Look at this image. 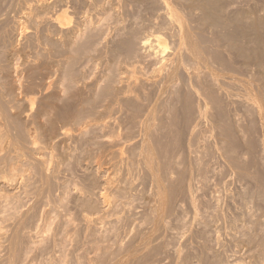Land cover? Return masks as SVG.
Listing matches in <instances>:
<instances>
[{"label":"rangeland","instance_id":"obj_1","mask_svg":"<svg viewBox=\"0 0 264 264\" xmlns=\"http://www.w3.org/2000/svg\"><path fill=\"white\" fill-rule=\"evenodd\" d=\"M60 1L0 0V21L11 17L0 22V188L24 202L3 228L10 226L6 237L18 229L20 249L29 247L22 264H264V71L249 67L253 74L246 73L244 61L227 57L222 47L213 52L226 61L206 54L203 40L213 35L202 33L200 14L194 18L183 0H172L195 25V43L204 49L195 47L209 56L205 64L218 60L217 68L233 69L251 94L225 87L230 100L229 93L203 91V85L198 95L183 80L178 91H162L165 97L140 87L128 97L118 87L117 25L119 14L129 24L133 8H124L136 1ZM145 5L139 9L148 17ZM220 5L264 15V0ZM47 11H66L72 28L101 35H85L94 45L79 54L52 25L33 21ZM171 42L167 38L168 50ZM132 65L122 66L126 78L144 79ZM245 96L261 108L248 112L244 103L252 100ZM29 97L35 106L25 101Z\"/></svg>","mask_w":264,"mask_h":264},{"label":"bare ground","instance_id":"obj_2","mask_svg":"<svg viewBox=\"0 0 264 264\" xmlns=\"http://www.w3.org/2000/svg\"><path fill=\"white\" fill-rule=\"evenodd\" d=\"M135 1H136V3L134 2L131 5H127L126 8H124V9H128V7H129V8H131V10L133 8L132 15L129 13L131 15V16H129L130 17L129 24H126V20H125L128 17H126L125 19H123L124 18L123 17L124 15L122 16L121 14H119L118 25H117L118 26V36L120 38V41H119V44H118V54H117L118 55V73L120 74V75L118 74L119 75L118 76V87L120 88L121 91L124 92L125 95H127L128 97L131 96V95H133L134 92H135V89L134 88H136V87H138V88L140 87L141 88L140 90H143L144 89V92H145V89L146 88H149V89L150 88H153V89H151L152 91L148 89L151 92H153L154 89L158 90L159 92H162V91H165V90H167L169 88H173V89L174 88L175 89L177 88V90H175V91H178V88L180 86V85L178 86V82L181 81V83H182L183 80H184L183 83L186 81L185 84H184L185 86L182 84L181 87L184 86L187 89L190 88V91L191 92L194 89L195 91L193 90V93L195 92V94H197L198 91L200 93L201 90H203V89H204L203 91H205L207 88H211V89H214V90H218V91H220L221 94L222 93L227 94L229 92H228V90L225 87L229 88V86L232 87V85L239 86L240 88L244 89V91H246L244 93L249 92L248 94H251V92L247 90V87H246L245 82L236 74L237 72H234L233 69H226V68L224 69L223 67H222L223 69L222 68H220V69L217 68L216 66H218L217 65L218 64V60H214L215 57L214 58L212 57V59L214 61H217V64L214 62L216 64V66H215V64L213 65V60L212 59H210V60L207 59L208 60L207 63L211 64L210 62L212 61V64L211 65H213V66H210L208 64H205L206 63V60H204V59H206L207 57L209 58V56L206 55V54H208V53L210 54L213 51H215L217 53L216 50L219 49L218 47H222L225 51H227V57L229 56L231 58L233 56L234 57L236 56L235 59H237V60L241 59V61L242 60L244 61V62L243 61L242 62L245 63L244 65L247 67L248 70L246 69V67L244 65H242V66H244L245 69L243 67H241V68L244 69L245 71L247 70L246 73L249 72L248 74H253V73H251V70H253V68L251 69V67H255L256 69H260V72L262 73V70L264 71V51H263L264 50V15L262 17H256V18H254L253 16H250L249 14H243V13H238V12L237 13L236 12H230L229 10L226 11L220 5V0H183L184 1L183 3L187 4V6H188V11L189 10H190V12L192 11L191 12L192 17H194V15H193L194 12L195 13L198 12V15L200 14V17H199L200 19L198 18L199 19L198 21H199L200 27L203 28V29H205V30H203L202 33H204L205 31H207L206 33H209V34L213 35L212 36L213 38L211 37V41L210 42H206L205 40H203L204 43L207 44L205 46L207 48L204 49V48L201 47L202 45H200L198 43L196 45L195 42H198L199 41V39L197 41V38H198V37H196L197 34L196 33H195L196 35L194 34V31L196 30L195 29L196 27H194L195 25H193V23L191 22L192 25H193V27H194V28H192V26L190 25L191 24L190 21L187 20V17H189V16L186 17L185 12H183L185 9H183V7L180 8L179 4H176L175 1H174V3H173L172 0H135ZM178 1L181 2L182 0H178ZM180 2H178V3H180ZM144 4H147L145 6L146 7L149 6L148 8L151 10V13H150V10L148 8L145 9L146 7H144L145 10L149 11L147 13L149 15L148 17H146L147 15L144 17L143 13H145V12L142 13V11L139 9V8H142V10H143ZM51 5H53V4H51ZM181 6H182V4H181ZM122 10H123V8H122ZM56 12L58 13V11H55V13ZM125 12L126 11L124 10V13ZM190 12H188V13H190ZM55 13H54V15L52 13L51 16H50V13L49 12H48L49 15L47 13L45 15L40 13L43 18L42 17H38L40 14H38V16L36 15L37 16L36 18H34L31 15L30 16L32 17V19L33 18L35 19L33 21H35L36 24L37 23L39 24V23L42 22L41 24L44 23V25L45 24H47V25L50 24L49 26L46 25L47 27H50L52 25V27H54L53 30L56 29L55 30L56 32H54V33H56V35L58 37H60L62 40L65 39L64 40L65 42L63 41V43L70 45L72 48H75V50L77 49V51L79 52V54L80 53L86 54V52L89 50V48H91V47H88V45H90L91 42L90 41H87L84 36L87 35V37H88V35L90 36V34H91V36L93 37V39H95L96 36H98L97 33L99 31L97 30L98 32H96V30L94 29L95 30L94 31L95 33H94L92 31L93 29L91 30V28H89L87 26H84V27H87L88 29H90L89 30L90 32L87 31V28L84 29V27H83V31H81L80 29L72 28L71 27L72 25L70 26V21H69V19L67 17L68 16L67 15L68 12L63 11L62 15H56ZM232 13H234V14H232ZM263 13H264V9H263ZM1 14H2V12H1ZM230 14H232V15H230ZM120 15L123 18H121ZM3 17H5L4 14H3ZM6 17H7V15H6ZM6 17L3 18V19H5L7 21L10 20V18H11L10 17L9 19L8 18L6 19ZM13 18H14V16H13ZM15 18H14V20H15ZM40 18H41V20H40ZM85 18L83 20H85ZM194 18H196V16ZM25 20H26V18H25ZM83 20L81 19V22L82 23L84 22ZM7 21H5V22H7ZM20 21H21V19H20ZM20 21L17 22V23H18L19 28L22 30L21 33H23V27H22L23 26V23L20 22ZM3 22H1V23H3ZM86 22L88 23L89 21L87 20ZM193 22H196L198 24L197 21H193ZM79 23L77 22V24H79ZM14 26H15V24H14ZM73 27H75V26H73ZM90 27H94V26H90ZM197 27L199 28V26H197ZM44 28H45V26H44ZM102 28H103V26L101 28H98V29L103 30ZM45 29H47V28H45ZM86 31L89 34H87ZM49 32H51V31H49ZM11 33H12V31H11ZM92 33L95 36H93ZM101 33L103 34V31H101ZM99 35H101V34H99ZM165 36L167 38H169L170 40H172L171 43H172L173 46L170 47L172 50H168V44L169 43L167 44V38ZM82 37L85 38V40L87 42L84 39L80 40ZM92 37H91V39H92ZM108 38H109V35H108ZM39 39H41V37ZM88 40H90V38ZM216 40H219L222 43V45H218V42ZM203 41H202V43H203ZM137 45L140 46V50H141L140 52H138ZM195 45L196 46L199 45L202 49H204V52L206 53L205 54L206 55V58L203 57L204 56V54H203L204 52L201 53L202 52L201 51L202 49L200 47L199 48L201 50L199 48L197 49L195 47ZM70 46H68V47H70ZM72 48H69V49L74 50ZM5 49H7V48H5ZM207 51H208V53H207ZM210 55L212 56L213 54L211 53ZM214 55H215V53H214ZM215 56H217L216 58L219 59V60H221V61H226V60H223V57L220 56L222 59L220 57H218L219 56L218 54H216ZM232 60H233V58H232ZM203 61H204V64L206 65L204 68L202 66ZM124 64H125V66H129L130 64H131V66H133L132 64L139 65L138 67H139V69L141 68V70L143 72V75H144V79H142V80L139 81V79L137 78L138 81L137 80H134V79H133L134 81H131L130 79L126 78V76L124 75V72H122L123 71L122 70V68H123L122 66ZM201 67L204 70L206 68V73H203L204 75H202V72L200 70ZM249 67H250L251 70H249ZM256 69L253 70L254 74L256 72L258 73V70H256ZM260 72L258 73L259 75L261 74ZM203 85L205 87L202 89ZM206 86H207V88H206ZM138 88H136V89H138ZM181 89L184 90V88H181ZM158 91H157V94L159 95L160 93H158ZM175 91L172 94H176ZM188 91H189V89H188ZM203 91H202V94L200 93L198 95H204L203 94ZM207 91H208V89H207ZM170 92H172V91H170ZM204 93H206V92H204ZM166 94H168V93H166ZM172 94H171V96H173ZM248 94H245V95H248ZM161 95H164L163 92H162ZM222 95H224V94H222ZM165 96L166 95H164L162 97H165ZM176 96H179V95H175L174 96L175 97L174 99L177 98ZM208 96H209V94H208ZM208 96L206 94L205 98H207ZM229 96H230L229 99L232 100V98H231L232 95L230 94ZM152 97H154V96H152ZM159 97H161V96H159ZM209 97H211V95ZM209 97H208V99H209ZM223 97H226V95L223 96ZM251 97H253V96H251ZM147 98H149V97H147ZM226 98H228V96ZM247 98H248V96L246 98H244V99H247ZM166 99H169V97L168 98L166 97ZM200 99H201L200 101H202V97L201 96H200ZM244 99H243V101L242 100L241 101L238 100V101H240L239 104L242 105L243 103H241V102H244L245 101ZM250 99L252 100V103H250V102L249 103H247V102L244 103V105H246L247 107H250V109H249L250 111L247 110L248 112H254L255 110L253 108H255V106H259L261 108L260 103L258 101H256L257 99H252V98H250ZM250 99H247V100L249 101ZM161 100H160V102H161ZM169 100H167V101H169L170 103H167L166 105H168V104L169 105L170 104L173 105L172 104V101H174V100L171 99V98ZM235 100H237V99L235 98ZM25 101H27L29 103V105H31V106H33L35 104V99L33 97H29L28 99L26 98ZM175 101H177V100H175ZM238 101H235V102H238ZM158 102L157 103L155 102V103L158 104ZM173 103H175V102H173ZM201 103H203V101ZM233 103H232V105H233ZM118 104H119V99H118ZM164 104H165V102H164ZM162 106H163V104H162ZM246 106H244V107L247 108ZM154 107H156V105ZM251 107H253V108L251 109ZM260 108H258V109H260ZM252 110H254V111H252ZM244 112H246V110ZM261 112H263V111H261ZM201 114H202V112L200 113V117L203 115V114L202 115ZM202 118H204V115H203V117H201V119ZM197 132H198V129H197ZM193 134H195V133L193 132ZM199 134L201 135V133H199ZM32 145H34V144H32ZM40 157H41V155H40ZM18 161H20V160H18ZM42 162H44V161H42ZM44 164H47V163L44 162ZM11 174H13V173L11 172ZM5 175H7V174H5ZM19 177H21V176H19ZM0 178H3L4 179L5 177L0 176ZM4 180H3L2 183H4ZM4 184H7V183H4ZM3 187H5V186H3ZM3 190L4 189L1 187L0 188V264H22L24 261H27V259H26L27 257L25 258V256L29 253L28 252V248L29 247L27 248V250H24V252L22 251V247L20 249V246H21L20 245V241L21 240H19V235L20 234L19 235L17 234L18 233V229H17V233H15V235L6 237L8 235V233L6 231L10 227V226L8 228L6 227V225H7L6 222H8L9 220L12 219L11 216L13 214H11V213L13 211L14 212L18 211L22 202L19 200L20 198H17L15 196L17 193L15 195L14 194L9 195L10 194L9 192H8L9 193L8 194V193H6V191L4 192ZM105 195H106V193H105ZM105 195H103L102 197H103V201L105 200L104 202L107 203L108 201L105 198ZM23 205H24V202H23ZM23 205H21V206H23ZM108 205H109V202H108ZM108 205H107V207H108ZM109 206L111 207V205H109ZM22 216H23V213H22ZM19 218H21V217L19 216ZM15 219L17 220V218H15ZM16 220H13V221H16ZM89 221H91V220H89ZM92 221H94V220H92ZM4 223H6L5 228H7V229L3 228V224ZM4 230H6L5 232L7 233V235L4 232ZM22 232H23V230H22ZM20 238L22 239V237H20ZM25 238H27V236ZM33 245H35V243ZM30 248H31V246H30ZM31 251H32V249H31ZM33 261H35V260H33ZM31 264H32V262H31Z\"/></svg>","mask_w":264,"mask_h":264}]
</instances>
